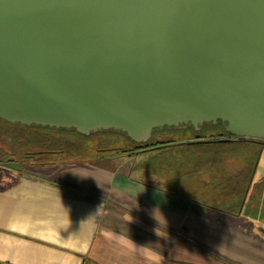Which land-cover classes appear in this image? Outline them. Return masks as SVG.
I'll return each mask as SVG.
<instances>
[{
    "label": "water",
    "instance_id": "1",
    "mask_svg": "<svg viewBox=\"0 0 264 264\" xmlns=\"http://www.w3.org/2000/svg\"><path fill=\"white\" fill-rule=\"evenodd\" d=\"M0 119L264 139V0H0Z\"/></svg>",
    "mask_w": 264,
    "mask_h": 264
},
{
    "label": "crops",
    "instance_id": "2",
    "mask_svg": "<svg viewBox=\"0 0 264 264\" xmlns=\"http://www.w3.org/2000/svg\"><path fill=\"white\" fill-rule=\"evenodd\" d=\"M149 151L0 163V262L264 264V200L219 210L215 189L197 199L184 192L196 184L138 165Z\"/></svg>",
    "mask_w": 264,
    "mask_h": 264
},
{
    "label": "trees",
    "instance_id": "3",
    "mask_svg": "<svg viewBox=\"0 0 264 264\" xmlns=\"http://www.w3.org/2000/svg\"><path fill=\"white\" fill-rule=\"evenodd\" d=\"M206 127L214 129L217 133L206 138L198 134L191 124H182L177 127L156 128L148 141L136 142L119 130H99L85 135L74 128L25 125L0 119V151L14 155V152H19L20 159L25 163V158L47 159L48 155L55 153L58 154V161H86L75 159L74 156L88 149L92 150L91 154L93 151L96 154H109L157 150L156 154L144 163L154 165L156 170L164 172L172 181L186 180L190 184H196L206 195H210L215 189L220 203L212 207L237 214L244 211L245 203L252 200L263 201L264 140L237 138L221 142L216 139L232 137L225 124L220 120L217 123H204L198 131ZM175 128L196 132L195 139L213 141L188 145L184 144V140L153 139L155 132ZM31 134H36V137H31ZM118 134H122L130 143H124ZM47 135L56 137L48 147L45 140ZM90 137L94 138L92 142L88 140ZM64 138L71 141L68 146L62 145L61 140ZM253 191L256 194L251 196Z\"/></svg>",
    "mask_w": 264,
    "mask_h": 264
},
{
    "label": "rangeland",
    "instance_id": "4",
    "mask_svg": "<svg viewBox=\"0 0 264 264\" xmlns=\"http://www.w3.org/2000/svg\"><path fill=\"white\" fill-rule=\"evenodd\" d=\"M198 130H196L197 133L200 134V135L205 136L206 138H209L211 135H214V134L217 133L214 129L208 128V127H206L204 130H202L200 132ZM195 133L196 132H192V131H189V130L188 131H184V130H180V129H177V128H175V129H167V130H159V131L155 132V134L153 136V139L155 141L156 140L157 141H168V140H177V141H180V140L183 141L184 140V141H188V140H198V139H195L194 138ZM117 136L120 137L121 140L124 143H127V144L130 143L129 140L125 139L122 134H118ZM88 140L92 142L94 140V138L93 137H90V138H88ZM184 144H188V143H184ZM194 144H201V143H193V144H188V145H194ZM100 145H101V147L103 146V144H100ZM91 152H92V150L88 149V150L83 151L79 155H76L74 157H75V159H78V160H89V159L95 157L94 155H96L95 151H93V154H91ZM139 152L140 153L143 152V153L142 154H139L138 156L145 155L146 153L147 154H150L151 153L150 151L149 152L148 151L147 152L139 151ZM14 153H15V155L12 154L13 157H12L11 160H12V162L14 161V164L17 165L18 160H22V159H20V156L21 155H20L19 152H14ZM57 157H58V154L55 153V154L48 155L47 159H53V158L56 159ZM135 158H137V156ZM139 159H140V161L137 160L136 164L139 161L140 163L138 165H144L145 163H144L143 160H145V156H143L142 158H139ZM26 164H28V163H26ZM145 165L153 166L152 164H150L148 162ZM23 166H24V164H23ZM192 191L193 190H190V189L184 190L185 193H188V194H191V195L193 194V197H196L197 199L203 198L201 200H206L207 197H210V196H208V195H206L204 193H200V190L199 191L198 190H194V192H192Z\"/></svg>",
    "mask_w": 264,
    "mask_h": 264
},
{
    "label": "flooded vegetation",
    "instance_id": "5",
    "mask_svg": "<svg viewBox=\"0 0 264 264\" xmlns=\"http://www.w3.org/2000/svg\"><path fill=\"white\" fill-rule=\"evenodd\" d=\"M32 136L36 137V134H31V137ZM40 137H42V136H40ZM40 137H38V138H40ZM55 138H56L55 136H48V135L45 136V140H46V143H47L46 146L48 147L49 145H51V143L53 142V140ZM258 140H264V139H258ZM61 143H62L63 146H68L69 143H71V141L68 140L67 138H64V139L61 140ZM0 163L2 164L1 166H3V167H7V166L10 167L11 165H14V161L12 162L11 159H6V158L5 159H1ZM20 163L24 164L22 160H18L17 166H19V167L22 166V164H20Z\"/></svg>",
    "mask_w": 264,
    "mask_h": 264
}]
</instances>
